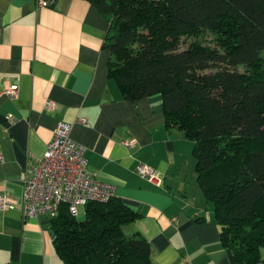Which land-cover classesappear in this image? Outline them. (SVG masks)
<instances>
[{
    "label": "crops",
    "instance_id": "obj_1",
    "mask_svg": "<svg viewBox=\"0 0 264 264\" xmlns=\"http://www.w3.org/2000/svg\"><path fill=\"white\" fill-rule=\"evenodd\" d=\"M108 31L88 0H0V193L11 202L0 210V263L64 264L52 220L26 217L23 195L28 167L65 121L88 169L139 213L125 231L149 240L156 264H240L198 184L194 142L166 125L162 96L126 99L109 76ZM12 84L16 98L3 93ZM140 164L162 185L140 176Z\"/></svg>",
    "mask_w": 264,
    "mask_h": 264
},
{
    "label": "trees",
    "instance_id": "obj_2",
    "mask_svg": "<svg viewBox=\"0 0 264 264\" xmlns=\"http://www.w3.org/2000/svg\"><path fill=\"white\" fill-rule=\"evenodd\" d=\"M88 1L109 23V76L126 99L162 96L166 125L194 142L222 243L240 264L264 263V0ZM85 213L64 204L52 220L64 264H156L116 195Z\"/></svg>",
    "mask_w": 264,
    "mask_h": 264
},
{
    "label": "built area",
    "instance_id": "obj_3",
    "mask_svg": "<svg viewBox=\"0 0 264 264\" xmlns=\"http://www.w3.org/2000/svg\"><path fill=\"white\" fill-rule=\"evenodd\" d=\"M54 0H39L40 6H47ZM19 87L12 84L3 90L11 98L18 96ZM52 107V103H48ZM10 125L17 121L12 113L7 115ZM86 122V119H81ZM125 144L132 142L125 141ZM86 146L71 137V125L59 121L44 155L35 159L27 170L24 189L23 211L26 217L46 215L50 220L57 218L62 205L78 216L79 207L89 202H107L115 196L113 185L97 178L88 169L85 158ZM0 160L2 156L0 155ZM136 172L153 184L161 186L163 179L159 172L147 164H140ZM11 206L6 193H0V210Z\"/></svg>",
    "mask_w": 264,
    "mask_h": 264
},
{
    "label": "rangeland",
    "instance_id": "obj_4",
    "mask_svg": "<svg viewBox=\"0 0 264 264\" xmlns=\"http://www.w3.org/2000/svg\"><path fill=\"white\" fill-rule=\"evenodd\" d=\"M211 38H212V35H211V34H207L206 37H204V39H205L206 41H210ZM85 217H86L85 208H84L83 206H80V207H79V214H78L77 218H78L79 220H84Z\"/></svg>",
    "mask_w": 264,
    "mask_h": 264
},
{
    "label": "water",
    "instance_id": "obj_5",
    "mask_svg": "<svg viewBox=\"0 0 264 264\" xmlns=\"http://www.w3.org/2000/svg\"><path fill=\"white\" fill-rule=\"evenodd\" d=\"M51 233H52V234H54V231H53V230H51Z\"/></svg>",
    "mask_w": 264,
    "mask_h": 264
}]
</instances>
